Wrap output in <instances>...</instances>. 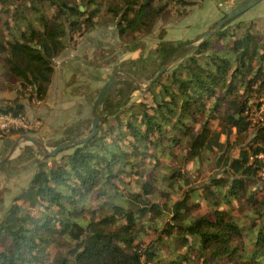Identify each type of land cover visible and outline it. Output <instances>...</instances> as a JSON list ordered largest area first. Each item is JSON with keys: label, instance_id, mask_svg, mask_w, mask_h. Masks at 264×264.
<instances>
[{"label": "trees", "instance_id": "obj_1", "mask_svg": "<svg viewBox=\"0 0 264 264\" xmlns=\"http://www.w3.org/2000/svg\"><path fill=\"white\" fill-rule=\"evenodd\" d=\"M202 1L0 0V90L20 84L0 110L23 114L26 94L45 99L53 58L97 26L115 23L133 51L157 20H181ZM238 17L191 48L160 40L123 62L97 134L55 156L39 150L0 217V264H264V117H253L264 103V24ZM91 117L52 146L90 132ZM210 154L220 175L192 187L188 166Z\"/></svg>", "mask_w": 264, "mask_h": 264}, {"label": "rangeland", "instance_id": "obj_2", "mask_svg": "<svg viewBox=\"0 0 264 264\" xmlns=\"http://www.w3.org/2000/svg\"><path fill=\"white\" fill-rule=\"evenodd\" d=\"M246 1L248 0H203L199 7L194 8L189 15L183 17L181 20L167 21L159 19L154 24L151 32L142 37L141 43L138 47H136V51L133 52H125V50L121 48V43L118 39L117 27L115 23H107L105 25L97 26L96 28L88 32L85 37L81 38V40L77 42L75 47L69 45L68 49L64 52L65 54L61 56L58 55L53 58V62L56 66L57 72L62 70L63 67H67V65H70L72 69L74 68L77 70L80 60L81 62L87 61L88 56H92L93 58V55L96 56L95 61L107 65V67H104L103 71L95 70V73L92 74L91 70L93 71L94 68L92 67V65H89L87 63L85 64L86 70H82L79 72L83 75L82 79H78L72 82V84H75L74 87L76 86L77 88L72 89V91L83 89L81 92H84L87 90V88H91L89 100L86 101L87 103L85 104V111L80 107V99L78 98V96H74L72 102L74 101L75 104L72 105V116H78L77 110L80 109V114L83 118H88L89 116H91V107L93 105V102L108 76L112 72L117 70L118 78L116 81L126 77L122 64L128 58H133L135 56H146L147 53L160 42V40L173 41L178 45L184 44L186 42L195 43L196 40L200 39L208 30L212 29L214 24L218 20H220L226 13L230 12ZM238 19H257L260 23L264 24V0H261L256 5L249 8L247 11L241 14ZM79 73L72 74L71 77L76 79L81 75ZM91 78L95 79H92L93 83L90 82ZM146 82L147 81L145 79H141L139 82V87L141 89L144 88ZM257 116H260V118L264 117V103L260 106L259 111H256L254 113L253 117L257 118ZM85 134H87V131L84 132V135ZM6 135L4 134L0 136V138ZM59 139H62V136ZM224 139L225 137L222 136L221 140ZM53 143L54 142H51L48 146H46V149L50 150L51 148H53V146H51ZM5 164H3V166L8 168V165ZM3 166H1L0 168H3ZM188 168V175L193 181L192 187H200L201 185L208 183L211 177L219 176L222 170V167H219L217 165V159L214 154H210L209 160L203 162L199 170H195L193 169V167L190 168V165L188 166ZM2 181L3 179H0V182ZM15 184L16 186L13 189L14 193L17 192L18 189H21V187H19L17 184L25 185L24 179H18V182L16 181ZM258 184L264 187V183H261V181H259ZM5 188L6 186L2 184V188H0L1 202L4 200L7 201V203H5L4 205H0V217L3 215L7 206L11 204L13 199V193L6 192ZM17 193H15V195ZM175 200L176 197H173L172 201L174 202ZM204 211V209L201 210V212ZM234 213L237 216H242L241 211H239L238 209H236ZM155 237V233L151 234L149 237H147L146 242L155 239ZM163 249L166 255L167 252H170V250L166 247H164ZM192 258H196V253L194 251L192 254Z\"/></svg>", "mask_w": 264, "mask_h": 264}, {"label": "crops", "instance_id": "obj_3", "mask_svg": "<svg viewBox=\"0 0 264 264\" xmlns=\"http://www.w3.org/2000/svg\"><path fill=\"white\" fill-rule=\"evenodd\" d=\"M86 35L87 34H85L83 37H85ZM67 49L68 47L58 55L61 56L65 54L64 52ZM133 51H125V52H133ZM94 56L95 55H93V58L92 56H88L87 61L81 62L80 60L79 61L80 70L79 67L76 70L74 68L72 69L70 65H67V67H63L62 70L57 72L56 66L54 65V73L45 99L41 101L36 98L29 99L27 97V94L25 97L20 98V102H22L24 106L23 114L29 120H39L40 122V125L36 130H32L26 134L33 136L38 141L43 143V145L46 147L51 142L55 143L58 140H60L59 138L63 135V132L67 126H69L70 124L74 123L77 120L84 119L81 116L80 112L81 109H83L84 111L86 110L85 104L87 103L86 101L89 100V94L91 92V88H87V90L84 92H81L83 89L72 91V89H77L76 86L74 87L75 84H72V82L78 79H82L83 75L79 72L82 70H86L85 64L87 63L89 65H92V67L94 68L93 71L91 70L92 74L95 73V70L103 71L104 67H107V65L95 61L96 56L95 57ZM76 73H79L81 75L78 76L76 79L72 78L71 75ZM92 79L93 80L95 79L91 78L90 82L93 83ZM19 91H20L19 83L13 84L12 86H10L5 90H0V106L4 105L9 100L17 97L19 95ZM74 96L76 97L78 96V98L80 99L79 104L81 105L80 106L81 109L77 110L78 116L76 117L72 116L73 113L72 105L75 104L74 101L72 102ZM91 111H92V107H91ZM20 136L21 135L7 134L6 136L0 138V160L7 155L12 145L19 140ZM38 152L39 149L36 146L28 142H25L23 140H20L15 149L13 156H11L5 162L6 164L3 163L5 165H8V168H6L5 166H3V168H0V179H3V181L0 182V188H2V184H4L6 186L5 188L6 192L8 193L12 192L13 193L12 197H14L15 193L19 192L22 188L26 187L32 174L35 171L36 164L34 161L35 158H37L38 156ZM21 153L25 154V157L23 155L22 158V156H20ZM20 178L24 179L25 185L17 184L19 187H21V189L20 190L18 189L17 192L14 193L13 189L16 186L15 183L16 181L18 182V179ZM5 203H7V201L3 200L2 202H0V205H4Z\"/></svg>", "mask_w": 264, "mask_h": 264}, {"label": "water", "instance_id": "obj_4", "mask_svg": "<svg viewBox=\"0 0 264 264\" xmlns=\"http://www.w3.org/2000/svg\"><path fill=\"white\" fill-rule=\"evenodd\" d=\"M261 0H248L246 2H244L243 4L239 5L238 7L234 8L233 10H231L230 12L226 13L220 20H218L212 29L208 30L202 37V39L200 41H198L197 43H193V44H187V45H183L181 46L177 52L181 51L182 49L185 48H191L197 44H199L200 42H203L204 40H206L208 37H210L220 26L226 24L228 21L240 16L241 14H243L245 11H247L249 8H251L252 6L256 5L258 2H260ZM80 10H83L84 7L83 6H79ZM31 46L38 48L37 45L32 44ZM176 52V53H177ZM175 53V54H176ZM174 54V55H175ZM173 55V56H174ZM172 56V57H173ZM166 65H163L159 71L155 74V76L149 81V83H152L159 75L160 73L164 70ZM117 70H115L114 72H112L108 78L105 80L104 84L102 85V87L100 88L94 102L92 105V117H91V128H90V132H88L87 134H85L84 136L78 138V139H72V140H65L62 141L58 144H56L53 148H51L50 150H47L46 147L43 145V143H41L40 141H38L36 138H34L33 136H30L28 134H23L19 137V140L16 141L12 147L10 148L9 152L7 153V155L2 158L0 160V165L5 163L11 156H13L15 149L19 143L20 140H23L25 142L31 143L34 146H36L40 151L45 152V155L47 156H55L58 152H60L62 149H64L66 146L69 145H78L81 144L83 142H86L88 140H90L93 136H95L98 132V122H99V113H98V108L101 106L103 99L106 95V93L108 92L109 88L111 87V85L117 80ZM136 85L139 86V83L137 81H135Z\"/></svg>", "mask_w": 264, "mask_h": 264}, {"label": "built area", "instance_id": "obj_5", "mask_svg": "<svg viewBox=\"0 0 264 264\" xmlns=\"http://www.w3.org/2000/svg\"><path fill=\"white\" fill-rule=\"evenodd\" d=\"M39 125V120H29L24 114L13 115L9 111L5 112L0 110V136L13 130H22L28 133L36 130ZM258 157L264 158L263 154H259ZM262 175L264 176V171Z\"/></svg>", "mask_w": 264, "mask_h": 264}]
</instances>
